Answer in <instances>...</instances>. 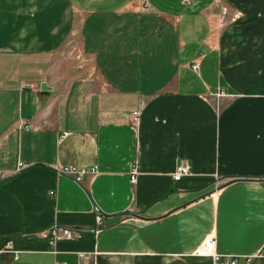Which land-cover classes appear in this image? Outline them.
<instances>
[{
	"label": "crops",
	"instance_id": "0c3cea01",
	"mask_svg": "<svg viewBox=\"0 0 264 264\" xmlns=\"http://www.w3.org/2000/svg\"><path fill=\"white\" fill-rule=\"evenodd\" d=\"M208 235L264 264V0H0V264H212Z\"/></svg>",
	"mask_w": 264,
	"mask_h": 264
},
{
	"label": "built area",
	"instance_id": "2783aa9c",
	"mask_svg": "<svg viewBox=\"0 0 264 264\" xmlns=\"http://www.w3.org/2000/svg\"><path fill=\"white\" fill-rule=\"evenodd\" d=\"M192 67L197 68V64L194 63ZM95 171L96 166H89L83 169H76L72 166H65L61 170L62 173L73 177L77 182H81L86 174ZM189 172L190 166L186 163H180L179 165H177L171 176L173 179L179 180L182 176L189 174ZM136 173V169H132L130 174V179L132 182H135L136 180ZM97 222L99 224V218H97ZM46 235L48 236L50 243H52L54 240L72 237L73 231L68 227L54 225L47 229ZM196 254L198 256L209 257L212 261V264H236V259L234 257L225 258L220 253H218L215 235H208L205 239H203L201 245L196 250Z\"/></svg>",
	"mask_w": 264,
	"mask_h": 264
},
{
	"label": "water",
	"instance_id": "95a60500",
	"mask_svg": "<svg viewBox=\"0 0 264 264\" xmlns=\"http://www.w3.org/2000/svg\"><path fill=\"white\" fill-rule=\"evenodd\" d=\"M41 87H42L43 90L47 88L44 83L41 85Z\"/></svg>",
	"mask_w": 264,
	"mask_h": 264
}]
</instances>
